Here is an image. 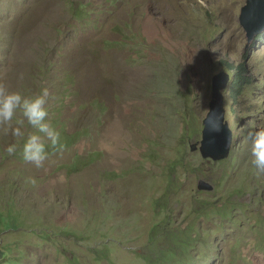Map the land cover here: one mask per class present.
Segmentation results:
<instances>
[{
    "label": "rangeland",
    "instance_id": "1",
    "mask_svg": "<svg viewBox=\"0 0 264 264\" xmlns=\"http://www.w3.org/2000/svg\"><path fill=\"white\" fill-rule=\"evenodd\" d=\"M244 2L0 0V83L47 88L63 144L37 168L22 138L4 151L0 124V264H264V173L249 152L264 125V39L248 43ZM246 53L254 79L235 100L231 81L223 91L231 152L205 158L192 146L213 77ZM157 225L198 239L161 255Z\"/></svg>",
    "mask_w": 264,
    "mask_h": 264
},
{
    "label": "clouds",
    "instance_id": "2",
    "mask_svg": "<svg viewBox=\"0 0 264 264\" xmlns=\"http://www.w3.org/2000/svg\"><path fill=\"white\" fill-rule=\"evenodd\" d=\"M246 59L243 58L240 63H245ZM229 76L230 82L232 76ZM47 96V88H42L39 93L25 94L7 89L0 83V124L4 125V132H10L13 138L11 143L4 146V151L9 154L16 151V141L22 138L20 155L24 161H30L37 168L42 166L49 151L63 147L59 130L47 119ZM25 123L36 131L26 132ZM250 135V163L258 173H264V125L258 126Z\"/></svg>",
    "mask_w": 264,
    "mask_h": 264
},
{
    "label": "water",
    "instance_id": "3",
    "mask_svg": "<svg viewBox=\"0 0 264 264\" xmlns=\"http://www.w3.org/2000/svg\"><path fill=\"white\" fill-rule=\"evenodd\" d=\"M238 21L246 32L248 43L254 41L258 34L264 33V0H245L240 7ZM252 44V43H251ZM229 74L225 71L213 77L212 100L203 120L202 139L198 148L201 155L213 160L227 158L232 149L233 132L225 119L223 91L229 82ZM213 186L199 180V190H212Z\"/></svg>",
    "mask_w": 264,
    "mask_h": 264
},
{
    "label": "trees",
    "instance_id": "4",
    "mask_svg": "<svg viewBox=\"0 0 264 264\" xmlns=\"http://www.w3.org/2000/svg\"><path fill=\"white\" fill-rule=\"evenodd\" d=\"M264 39V33L258 34L256 36L255 43L258 40H263ZM254 45V44H253ZM248 53L244 55V58H247ZM228 64V63H227ZM229 69L234 72V75L231 77V86H230V91L232 98L235 100L238 97H240L241 93H243L245 90L244 88L252 82L254 79V76L249 73L248 68H247V62L245 63H240L239 65L237 64L236 66L230 65L228 67ZM78 166V165H77ZM156 230H154V235L152 237L160 236L162 238V243L163 247L160 248L161 255L163 254L164 256H169L170 254L174 253H186L187 247L191 246L190 248L193 247L195 241H197V237L191 238L190 231L192 228H183V229H176V230H167L163 232H159L158 225L155 227ZM161 233V235H160ZM201 237V236H200ZM165 246V247H164ZM188 253V252H187ZM145 259L149 262V264H158L161 263V261H150L149 256L145 257Z\"/></svg>",
    "mask_w": 264,
    "mask_h": 264
},
{
    "label": "bare ground",
    "instance_id": "5",
    "mask_svg": "<svg viewBox=\"0 0 264 264\" xmlns=\"http://www.w3.org/2000/svg\"><path fill=\"white\" fill-rule=\"evenodd\" d=\"M262 34V33H261Z\"/></svg>",
    "mask_w": 264,
    "mask_h": 264
}]
</instances>
